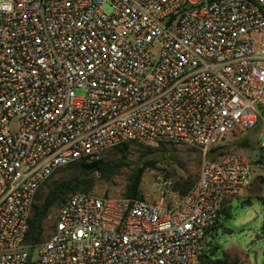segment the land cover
<instances>
[{
	"label": "built area",
	"instance_id": "1",
	"mask_svg": "<svg viewBox=\"0 0 264 264\" xmlns=\"http://www.w3.org/2000/svg\"><path fill=\"white\" fill-rule=\"evenodd\" d=\"M257 123L264 0H2L0 264H204L221 210L264 195V141L208 153ZM123 143L200 149L194 185L171 206L75 192L27 243L40 186Z\"/></svg>",
	"mask_w": 264,
	"mask_h": 264
},
{
	"label": "rangeland",
	"instance_id": "2",
	"mask_svg": "<svg viewBox=\"0 0 264 264\" xmlns=\"http://www.w3.org/2000/svg\"><path fill=\"white\" fill-rule=\"evenodd\" d=\"M103 8L108 10L107 6ZM82 92V89L75 90L76 95H81ZM260 129V123H257L242 134L223 141L221 143L224 146L223 150L225 153L243 152L250 157L255 156L259 142L264 141V132L258 134ZM244 137H247L251 145H240V140ZM172 147L174 157L165 155L154 161L152 165L144 169L140 180V190L144 199L160 202L167 206L174 205L181 197L174 190L176 182L187 178L197 179L202 158L200 149L196 147L187 145H173ZM129 158L132 162L136 161L138 152L132 151ZM146 158L153 159L152 156ZM133 166L122 168L109 180L97 178L89 192L113 197L123 196L128 178L135 168ZM56 175L57 171L48 178L46 183ZM164 180H168L169 184L163 185ZM46 183L41 186L39 193L44 191ZM262 190L263 186L253 179L248 193L245 192L243 196L234 198L228 206V212L220 213V223L226 231L220 228L210 238L214 245L211 252L219 254V256L226 253L229 264H263L264 199ZM58 209L54 208L44 220V241L52 232Z\"/></svg>",
	"mask_w": 264,
	"mask_h": 264
},
{
	"label": "trees",
	"instance_id": "3",
	"mask_svg": "<svg viewBox=\"0 0 264 264\" xmlns=\"http://www.w3.org/2000/svg\"><path fill=\"white\" fill-rule=\"evenodd\" d=\"M174 144L158 143L157 145L141 143H123L108 149L103 156L94 159L80 158L72 163L58 168L57 175L51 180L44 183L45 189L39 193L36 192L35 203L32 208L29 219V228L25 240L31 245H37L44 241V220L48 217L54 208L60 206L67 198L75 192H89L95 185L96 179L109 180L116 175L122 168L134 165L133 172L128 178L124 197L143 199L140 190L141 175L145 168L153 164L154 161L163 158L165 155L174 157ZM241 146L251 145L247 137L240 140ZM224 146L219 145L211 148L208 155L214 158L218 154L225 153ZM132 151L138 152V159L131 161L129 155ZM152 156L153 159L146 157ZM196 180L187 178L176 182L174 190L180 195H185L194 185ZM221 212L227 213L228 206L224 207ZM226 253H212L208 248L204 254V264H229ZM264 264V260H263Z\"/></svg>",
	"mask_w": 264,
	"mask_h": 264
},
{
	"label": "flooded vegetation",
	"instance_id": "4",
	"mask_svg": "<svg viewBox=\"0 0 264 264\" xmlns=\"http://www.w3.org/2000/svg\"><path fill=\"white\" fill-rule=\"evenodd\" d=\"M222 229L223 231H226V229L223 227V225H220L218 229ZM213 244V242L210 240L209 245Z\"/></svg>",
	"mask_w": 264,
	"mask_h": 264
},
{
	"label": "water",
	"instance_id": "5",
	"mask_svg": "<svg viewBox=\"0 0 264 264\" xmlns=\"http://www.w3.org/2000/svg\"><path fill=\"white\" fill-rule=\"evenodd\" d=\"M263 199H264V195H263ZM247 203H248V201H247ZM209 248L212 250V249L214 248V245L211 244V245L209 246Z\"/></svg>",
	"mask_w": 264,
	"mask_h": 264
}]
</instances>
